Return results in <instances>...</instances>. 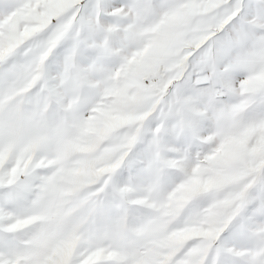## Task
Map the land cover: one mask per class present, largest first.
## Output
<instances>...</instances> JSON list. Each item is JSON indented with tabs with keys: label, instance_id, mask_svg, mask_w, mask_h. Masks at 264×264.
Instances as JSON below:
<instances>
[{
	"label": "snow or ice",
	"instance_id": "1",
	"mask_svg": "<svg viewBox=\"0 0 264 264\" xmlns=\"http://www.w3.org/2000/svg\"><path fill=\"white\" fill-rule=\"evenodd\" d=\"M0 264H264V0H0Z\"/></svg>",
	"mask_w": 264,
	"mask_h": 264
}]
</instances>
